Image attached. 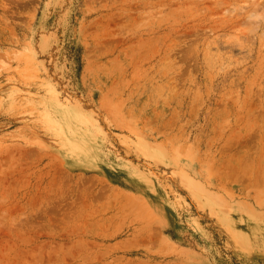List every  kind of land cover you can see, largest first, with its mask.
I'll list each match as a JSON object with an SVG mask.
<instances>
[{
  "label": "rangeland",
  "instance_id": "374dc122",
  "mask_svg": "<svg viewBox=\"0 0 264 264\" xmlns=\"http://www.w3.org/2000/svg\"><path fill=\"white\" fill-rule=\"evenodd\" d=\"M0 264H264V0H0Z\"/></svg>",
  "mask_w": 264,
  "mask_h": 264
}]
</instances>
